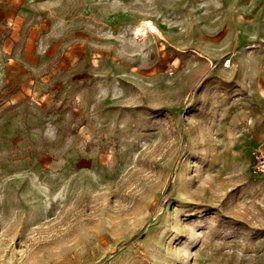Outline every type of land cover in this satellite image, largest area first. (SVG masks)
I'll return each instance as SVG.
<instances>
[{"label":"rangeland","instance_id":"374dc122","mask_svg":"<svg viewBox=\"0 0 264 264\" xmlns=\"http://www.w3.org/2000/svg\"><path fill=\"white\" fill-rule=\"evenodd\" d=\"M0 264H264V0H0Z\"/></svg>","mask_w":264,"mask_h":264}]
</instances>
